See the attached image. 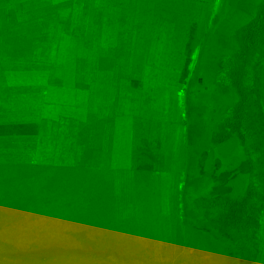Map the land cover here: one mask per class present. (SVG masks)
Wrapping results in <instances>:
<instances>
[{
  "label": "rangeland",
  "instance_id": "1",
  "mask_svg": "<svg viewBox=\"0 0 264 264\" xmlns=\"http://www.w3.org/2000/svg\"><path fill=\"white\" fill-rule=\"evenodd\" d=\"M257 1L236 0L233 20L247 21ZM220 4L0 0V68L51 65L62 34L67 40L74 35L71 45L77 40L81 49L77 59L94 63L102 72H95V82L110 87V119L132 117L134 143L132 190H120L119 183L115 192L109 170L98 167L101 129L74 135L70 121L27 120L20 117L25 106L20 96L35 93L25 85L0 88V214L7 212L0 216V264L229 263L227 247L215 234L197 233L180 217L191 107L184 82L200 71L215 84L209 56L203 53L199 66L197 60L203 32ZM228 35H219L221 53L234 45L226 42ZM186 62L190 73L183 82ZM260 78L264 100V61ZM213 101L220 106L232 99L227 93ZM187 117L193 138L194 111ZM230 139L216 148L225 174L213 188L225 193L242 189L249 166L237 140ZM259 245L256 264H264V209Z\"/></svg>",
  "mask_w": 264,
  "mask_h": 264
},
{
  "label": "trees",
  "instance_id": "2",
  "mask_svg": "<svg viewBox=\"0 0 264 264\" xmlns=\"http://www.w3.org/2000/svg\"><path fill=\"white\" fill-rule=\"evenodd\" d=\"M220 2L203 32L197 60L199 66L203 53L209 56L207 63L213 64L209 72L215 84L211 85L200 71L191 81L184 82L190 73L188 62L182 73L186 105L191 107L186 111L185 121L180 217L197 233L208 237L215 234L227 247L228 264H256L264 209V110L260 86V66L264 61V0H258L254 13L240 23L233 20L238 11L236 0ZM227 32L226 42L234 45L221 53L219 35ZM212 47L217 51L214 58ZM227 93L232 99L230 104L219 106L213 101L216 96L222 98ZM191 111L196 122L193 138L187 117ZM230 138L237 140L249 166L242 189L237 187L225 193L213 188L217 186V178L225 174L216 148L220 142L231 141ZM75 198L80 199L78 194ZM1 215L6 217L7 212ZM106 233L108 231L104 230L102 235Z\"/></svg>",
  "mask_w": 264,
  "mask_h": 264
},
{
  "label": "crops",
  "instance_id": "3",
  "mask_svg": "<svg viewBox=\"0 0 264 264\" xmlns=\"http://www.w3.org/2000/svg\"><path fill=\"white\" fill-rule=\"evenodd\" d=\"M63 36H66L65 33L62 34L51 65L37 64L30 68L2 65L0 88L25 85L35 93L34 97L20 96L22 104L25 103L20 108L24 110L20 117L24 116L27 120L70 121L74 135L85 134L86 131L96 135L101 129L98 167L110 171L108 173L114 182L115 192L119 190V183H124L120 190L131 192L134 182L132 117L118 114L110 119V87L104 84V80L95 82L94 78L95 72H102L94 63H80L77 54H80L81 49L78 48L77 40L72 45L70 41L76 37L68 35L72 38L68 37L67 40ZM65 44L73 48H65ZM261 100L264 110L263 96Z\"/></svg>",
  "mask_w": 264,
  "mask_h": 264
}]
</instances>
